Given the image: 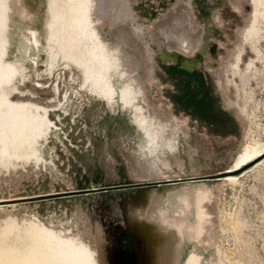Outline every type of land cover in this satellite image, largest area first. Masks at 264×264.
<instances>
[{
  "label": "rangeland",
  "instance_id": "obj_1",
  "mask_svg": "<svg viewBox=\"0 0 264 264\" xmlns=\"http://www.w3.org/2000/svg\"><path fill=\"white\" fill-rule=\"evenodd\" d=\"M186 1L128 0L147 41L161 30L178 60L196 53L225 127L178 105L176 64L151 43L148 59L116 6L0 0L1 94L50 122L33 153L0 134V264H108L121 241L138 246L137 264H264V158L234 182L219 175L264 141V0H219L222 24L192 0L193 26ZM4 247L30 249L15 259Z\"/></svg>",
  "mask_w": 264,
  "mask_h": 264
},
{
  "label": "bare ground",
  "instance_id": "obj_2",
  "mask_svg": "<svg viewBox=\"0 0 264 264\" xmlns=\"http://www.w3.org/2000/svg\"><path fill=\"white\" fill-rule=\"evenodd\" d=\"M100 1H101V4L98 6L97 14L103 15L110 8H114L116 6L117 7L116 20L123 19L126 23L130 24L131 31H132L131 35H133L136 38H140V41L143 44L142 47H144L143 54L148 55L149 57L148 59L152 60V57H153V50L149 45V43H151L161 48V49L159 48V54L163 61V64L177 62L178 47H179L178 45H176L177 41L175 42L173 41L174 43H172L171 42L172 40L171 41H169V39L167 40L164 37L165 34L163 35L161 30L160 31L157 30V32L155 31L151 34H148L150 37V42L147 41L145 39L146 34L144 33V28L137 23L136 19L138 16L137 14L134 13V10L130 7L128 0H100ZM191 1L192 0L186 1L184 10L185 12L188 13L187 15L190 17L189 18L191 20L190 26H193L194 25L193 20L195 19V16L193 15L192 9L190 7ZM0 18H1V13H0ZM206 30L207 28H204L201 26V28L199 29V33L197 32V34L195 35L194 33L192 34L194 35L196 39L198 38L201 40L202 37L206 35ZM104 41L105 40H103V42ZM202 42L205 44V39H203ZM202 42L199 43L198 49L203 50ZM202 52H204V50ZM196 62L198 61L194 60L192 62L189 59L187 60V58L185 57L184 63H189L191 66L190 67L184 66V67H186L187 69L198 68L199 65H196ZM79 66L81 67V65ZM5 84H6L5 78L0 77V134L5 138L7 144L15 148H22L28 153H33L36 150V144H34L36 136L41 135V134L46 135L48 130H50V127H49L50 122L48 121L49 119L47 120L45 118L46 114L43 112V110H39V108L33 109V107L30 105H24L21 103H13L7 100L6 96L1 94V91ZM8 86L10 85L8 84L7 88ZM107 91H109L107 87L102 88V92L106 93ZM114 92L116 93V91ZM120 95L123 100H130L131 98L130 93L128 91H123V92L120 91ZM250 148L252 149L246 150L244 153L238 155V157L234 160V166L229 171L230 176H226V174L228 173L223 172L225 174L224 176L225 178L223 179L224 181H228V182L236 181L237 180L236 175H238L240 171H242L255 158H262V159L264 158V141L256 143L255 146L250 147ZM4 249L6 251V255H10L14 257L15 259H20V255L23 252L29 250L30 247L25 248L22 251L18 249H14L13 247L12 248L4 247ZM53 249L57 251H61V249L59 250L58 248H55V247ZM59 254L64 255L62 252H59Z\"/></svg>",
  "mask_w": 264,
  "mask_h": 264
},
{
  "label": "flooded vegetation",
  "instance_id": "obj_3",
  "mask_svg": "<svg viewBox=\"0 0 264 264\" xmlns=\"http://www.w3.org/2000/svg\"><path fill=\"white\" fill-rule=\"evenodd\" d=\"M218 3L219 0H208L207 8L202 6L204 9L210 11L213 17H216V19H214L211 24H213V22H215L217 19L220 20L222 24L220 12H218ZM215 10H217V12H214ZM204 28L207 27L205 26ZM196 56L197 55L195 53L192 57L188 59H191L190 61L193 62L194 60H197ZM184 59V56H180L179 60L177 59V62L173 63L176 64L175 71L178 74V79L176 82V92L174 93L178 105L188 110L192 115L196 116L197 118L202 119L205 122H210L209 124H207V128H219L220 125L225 127L226 124L230 123V119L226 116L225 119H222V111L220 112L218 108L214 107L213 96L209 93L207 89V84L205 82L204 75L201 74L202 72H200L199 68L187 69L186 67H184L191 66L189 63H184ZM113 227L114 230L117 232V235H114L116 240L120 241L122 239L127 238L126 234L122 232V228L120 226ZM121 245L123 246L124 251L115 255L113 257V260H111V264H133V254L130 247H126V243H124L123 241H121ZM127 249L130 250L128 251Z\"/></svg>",
  "mask_w": 264,
  "mask_h": 264
},
{
  "label": "water",
  "instance_id": "obj_4",
  "mask_svg": "<svg viewBox=\"0 0 264 264\" xmlns=\"http://www.w3.org/2000/svg\"><path fill=\"white\" fill-rule=\"evenodd\" d=\"M219 175H224V173H219ZM203 178H212V176H209V177H201V178L187 177V178L166 179V180H163V181H160V182L148 183V184H143V185H147V186H159V185H162L164 187L165 186H176V185L181 184V183H192L193 181H199L200 179H203ZM141 185L140 184H136L135 186H141ZM147 186H144V187H147ZM84 192H87V191H82V193H84ZM74 193H76V192H70V193H64V194H74ZM56 195H58V194H56ZM42 197H44V196H39L38 198H42ZM128 228H129V226H128ZM129 232H130V235L135 236V241L138 240V239H140L131 230ZM130 249H131L132 254H133V260H132V262H133V264H137V251H138V246L136 245L133 248L130 247ZM122 251H124V248H123L122 245L121 246L119 245L118 247H115L113 245L110 254L108 256L105 254V257H106V260H107L108 264H111V260H113V257L115 255H117L118 253L122 252Z\"/></svg>",
  "mask_w": 264,
  "mask_h": 264
}]
</instances>
